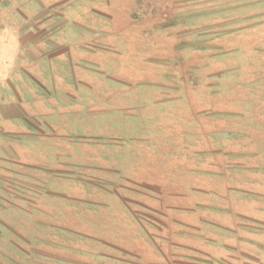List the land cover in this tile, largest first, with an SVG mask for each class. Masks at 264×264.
<instances>
[{
	"label": "crops",
	"instance_id": "0c3cea01",
	"mask_svg": "<svg viewBox=\"0 0 264 264\" xmlns=\"http://www.w3.org/2000/svg\"><path fill=\"white\" fill-rule=\"evenodd\" d=\"M165 1L96 0L89 28L81 19L50 33L74 38L49 72L34 15L20 27L17 7L0 3V140L80 111L74 132L42 134L74 139L65 180L85 207L44 224L32 264H264V96L243 90L253 75L239 79L264 35L199 25L206 13L183 0L174 18L158 12Z\"/></svg>",
	"mask_w": 264,
	"mask_h": 264
},
{
	"label": "rangeland",
	"instance_id": "374dc122",
	"mask_svg": "<svg viewBox=\"0 0 264 264\" xmlns=\"http://www.w3.org/2000/svg\"><path fill=\"white\" fill-rule=\"evenodd\" d=\"M144 1L145 5L149 3L148 0ZM183 1L193 2L198 5V12L206 13L200 16L201 22H196L199 25L207 23L208 20L211 25L225 21L227 30L234 29L236 25L243 33L249 34L252 29L264 35V0ZM183 1L167 0L158 8V12L169 13L174 18L179 17L183 11ZM1 2L17 7L15 17L19 20L20 27L22 23H26L23 21L33 14L36 22L35 38H39L49 37L54 30L59 31L57 28L61 25L74 27L81 19L88 24L86 28H89L92 20L90 8L96 0H0ZM142 14L143 11H132L134 18H139ZM83 32L87 36L90 35L87 31ZM62 33L66 35L62 39L71 41L74 38L70 30H63ZM60 39L48 38L47 59L41 64V69L49 72V69L54 70L52 67L57 66L56 61L50 58L57 53V45L62 41ZM258 49L260 52L254 53V56L244 51L242 74L239 79L245 83L253 75L252 89L248 90L246 87L243 90L248 91L250 96L261 97L264 96V89L256 90L254 87L264 84V41ZM38 50L42 52L39 48ZM44 79L51 83L56 80V76L48 73ZM61 110L63 111V108L56 111L50 122L35 125L36 131L28 137H20L18 141L8 138L0 140V264H32L39 259L42 261L36 255H31L29 250L33 246L37 249L35 243L48 235L49 230L44 224L58 221L69 208H73V204H77L79 208L85 207L74 202L76 187L65 180L68 174L75 173L74 139L65 140L54 136L48 138L42 134L44 131L50 132L49 128L54 127L56 130H76L78 123L75 119L79 109L75 106L67 107L69 116L64 115L65 112ZM104 122L101 128L105 131L107 123ZM87 125H80V128H89V124ZM77 172L85 175V171ZM92 188L82 187L79 194L92 195Z\"/></svg>",
	"mask_w": 264,
	"mask_h": 264
}]
</instances>
